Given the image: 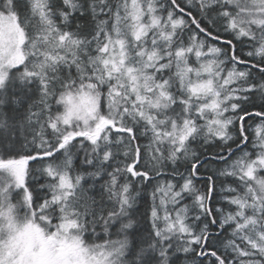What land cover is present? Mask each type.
I'll return each mask as SVG.
<instances>
[{"label":"snow or ice","instance_id":"6c2138e0","mask_svg":"<svg viewBox=\"0 0 264 264\" xmlns=\"http://www.w3.org/2000/svg\"><path fill=\"white\" fill-rule=\"evenodd\" d=\"M181 261L264 264V0H0V264Z\"/></svg>","mask_w":264,"mask_h":264},{"label":"trees","instance_id":"16d2710c","mask_svg":"<svg viewBox=\"0 0 264 264\" xmlns=\"http://www.w3.org/2000/svg\"><path fill=\"white\" fill-rule=\"evenodd\" d=\"M180 3L183 4L184 3V0H180ZM17 94H19V93H17ZM38 98L39 97H38V94H37L36 96L33 97V100L38 101ZM257 104H259V101L258 100H257ZM15 107H16L15 105H12L11 103H9V104H5L3 106V109L2 110H3V112L8 113L9 116H13V115L16 114L15 112H13V108H15ZM25 108H27V102H23V108L17 109V111H21L22 112L23 109H25ZM256 122H258V121H256ZM248 123L249 124H254V122L252 120H249ZM249 135L251 136L252 133L250 132ZM142 143H147V141L144 140V141H142ZM249 149H251V143H249ZM237 155H239V153H237ZM76 164L77 165L79 164V161L78 160L76 161ZM214 167L215 166H210V168H214ZM202 171H203V169H202ZM169 178H171V177H169ZM29 179H30V182H32L33 184L36 183L34 180L31 179V177ZM158 179H163V177H160ZM89 184H91V181H89L88 184H85L84 185V188L81 190V193L80 194H81L82 202H86L89 205H91L93 199L95 201H97V202H99L101 200V194H102L101 184H102V182L96 183L95 184V187H89ZM229 184H231L233 187H238L239 182L236 181L232 177H220V176L217 177L216 195H215V198L213 200V206L214 207L217 206V205H219V204H223L224 205V208H225V211H227L228 208L230 207L223 200V197L224 196H227V195H231V193H227V192H225V191L222 190V185L224 187H227ZM197 187H201L199 183L197 184ZM137 188H138V190H140V186L139 185H137ZM147 192L150 193L151 192V188L147 189ZM142 197L143 198L139 201L138 206H137L138 207L137 219H139V214H142L144 212L145 207L148 204L151 203L150 198L143 191H142ZM103 199H104V202L105 203H108V201H107V193H104L103 194ZM187 202L190 204L191 203V200L189 199ZM143 227H144V225H143V223H141V225H140L141 232H143ZM114 231L115 230L113 229V232ZM101 235H103V234L101 233ZM226 235L227 234H225V236ZM113 238H115V236H113ZM216 247L217 248H220L221 251L223 250L222 249V244H220V243H217L216 244ZM181 264H182V261H181Z\"/></svg>","mask_w":264,"mask_h":264},{"label":"bare ground","instance_id":"6f19581e","mask_svg":"<svg viewBox=\"0 0 264 264\" xmlns=\"http://www.w3.org/2000/svg\"><path fill=\"white\" fill-rule=\"evenodd\" d=\"M217 177H219V176H217Z\"/></svg>","mask_w":264,"mask_h":264}]
</instances>
